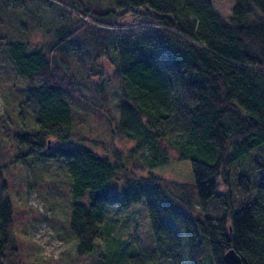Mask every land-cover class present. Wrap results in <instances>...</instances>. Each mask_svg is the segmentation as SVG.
<instances>
[{
	"label": "trees",
	"instance_id": "16d2710c",
	"mask_svg": "<svg viewBox=\"0 0 264 264\" xmlns=\"http://www.w3.org/2000/svg\"><path fill=\"white\" fill-rule=\"evenodd\" d=\"M131 14L137 29L113 35ZM103 60L114 66L117 112L103 83L86 110L136 143L129 155L112 141L113 156L101 154L84 135L72 143L84 120L78 96ZM0 88L33 104L36 124L13 129L0 115V264H65L34 259L18 232L30 215L11 193L32 157L65 167L66 191L52 187L71 198L76 251L66 264H225L229 249L264 264V180L251 200L249 178L230 171L264 146V0H235L228 17L210 0H0ZM187 160L190 181L159 172ZM142 202L155 246L130 253L105 214Z\"/></svg>",
	"mask_w": 264,
	"mask_h": 264
},
{
	"label": "rangeland",
	"instance_id": "374dc122",
	"mask_svg": "<svg viewBox=\"0 0 264 264\" xmlns=\"http://www.w3.org/2000/svg\"><path fill=\"white\" fill-rule=\"evenodd\" d=\"M214 11L221 16H229L235 0H210ZM34 4V3H33ZM40 8H45L40 6ZM39 9V8H38ZM35 13V11H34ZM49 14V12H48ZM132 15V14H131ZM32 19L35 15L31 12ZM124 17L119 29L113 35H128L130 28L138 26L141 17L132 15ZM18 19V16H17ZM39 39V37H38ZM36 41L35 39H32ZM103 74L93 76L88 82L79 98L82 100L78 115L84 120L77 124L76 135L72 143L81 142L77 136H85L89 139L85 144L91 146L95 151L104 154L110 153V144L113 142L114 148L123 155H129V151L136 145L134 141L127 139L121 134L112 131V127L99 122L95 117L88 115L85 102L89 96L96 99L94 95L95 84L103 83L110 94V100L117 112L118 104V85L112 80L114 66L107 60H103ZM23 84V82L21 83ZM4 85V84H3ZM19 85V84H18ZM11 96L14 90H9ZM16 92V91H15ZM10 96V98H11ZM6 99L0 88V115H8V126L15 128L18 124L23 127L27 125L32 130L35 128V115L33 113L34 105L23 103L24 98L13 97ZM88 98V99H87ZM78 104V103H77ZM89 104H91L89 102ZM112 117V115H108ZM90 141H99L93 144ZM11 141L2 147L1 152L6 157L12 152L9 148ZM59 144L60 142L55 141ZM110 143V144H109ZM7 158V157H6ZM232 176L239 177L240 174L246 175L251 184L249 197L255 200L258 194L260 183L264 180V146L251 151L247 156L237 161L230 169ZM20 174L16 177L22 188H16L11 193V198L15 203L17 210H26L30 218L25 225L18 230L22 235L28 238L30 245H35L33 249L34 259H48L63 257L65 264L70 263L72 256L76 251V241L71 237L68 230L69 215L71 210V198L67 192H54V185H61L62 191H66L62 183H67L65 167L61 160L37 158L27 160L20 167ZM159 172L170 179L182 181L192 180V171L190 161L172 162L169 165L160 168ZM59 190V191H60ZM225 191V188H221ZM59 193L58 195H56ZM212 212V209L209 210ZM210 213V212H209ZM104 225L114 226V235L120 239L126 251L130 253H145L154 248L155 242L149 226V217L144 202L131 205L128 209L122 206L109 208L105 214ZM23 227V228H22Z\"/></svg>",
	"mask_w": 264,
	"mask_h": 264
},
{
	"label": "water",
	"instance_id": "95a60500",
	"mask_svg": "<svg viewBox=\"0 0 264 264\" xmlns=\"http://www.w3.org/2000/svg\"><path fill=\"white\" fill-rule=\"evenodd\" d=\"M225 264H243L242 258L234 249H229L224 255Z\"/></svg>",
	"mask_w": 264,
	"mask_h": 264
}]
</instances>
